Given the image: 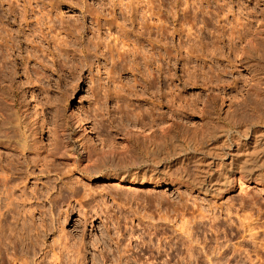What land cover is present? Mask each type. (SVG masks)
I'll return each instance as SVG.
<instances>
[{
	"label": "rangeland",
	"instance_id": "374dc122",
	"mask_svg": "<svg viewBox=\"0 0 264 264\" xmlns=\"http://www.w3.org/2000/svg\"><path fill=\"white\" fill-rule=\"evenodd\" d=\"M19 1L21 2L19 9L22 10L21 6L23 5L22 3L25 2V0ZM66 1H69L70 3H60L57 0H33L31 7L34 10L35 16L39 15L41 17L43 15L41 11L44 10L51 16L54 15L52 17H54V20H56V25H58V20L61 16L60 14L63 12L62 14L64 23L66 20H70V22L74 23L82 22L84 23V26L86 25L85 28L87 29L90 26L92 27V24L90 23V17L87 16L88 12L86 10V6L88 5L89 9L91 10L101 9L100 11L104 12V7H106L105 4H107L108 2V0H79V2L77 0ZM187 1L188 2L185 3L184 0H153L154 7L156 4L157 8H155L161 10L160 14L164 16L163 18L166 20V25L169 24L168 29L172 30V27L177 29L181 24H185L183 25V27H186V25H189L190 22L194 23L195 25L191 30L194 33L190 36L189 41H187V37L184 34H182L181 38H179L177 34H174L173 36H170L169 34L168 38L165 39L166 44L164 45V47L165 49L167 48V51H171V54H169L170 58L164 55L165 57L163 58L165 59L163 60L162 58L163 62L161 61V59L158 60V62L161 63V67L163 69L161 71L162 75L160 77V80L156 81L154 90H156V88L159 86L160 92L166 93V91L171 88L172 90L170 89L169 93H171L175 89L176 93L181 92L180 94L182 95V98H185L186 96L188 98H193L195 100V109L191 113L188 112L191 114L190 117L182 120L181 125L186 124L190 126L191 131H197L201 126V121L203 120L204 123H206L208 120L209 116L202 115V112L204 110H211V112L217 113L218 115H220L221 119L224 116H228L230 119L231 117H239L240 120L244 116L246 117L243 111L248 110L247 114L252 113V111L249 109L252 107L250 105L251 102H248L250 98L253 99L256 96L257 88L255 89V83L257 81V78L259 77V73L254 67V63L248 60L249 58H247V50L244 49V52L246 51L245 56L241 55V53L243 51L242 47L244 46L245 42L252 40L251 42L253 43H259V37L261 36L259 34H262L261 30H264V0ZM56 4L62 11L61 13H59L58 10L55 9V11H51V14V12H49V10L51 9L50 5H54V7L56 8ZM54 7L52 9H54ZM6 8L7 4L5 3L4 5L0 6L1 26V23L6 20V18L4 19ZM56 13L57 16L58 14L60 15L57 18L55 16ZM29 14L31 15L30 12ZM172 15L174 16L172 17ZM31 18L33 20V16H31ZM74 20L77 21L75 22ZM185 21H188L189 24ZM241 22L246 23L244 26L245 28L243 27L246 30V39L244 38L243 42H241V40L239 42L236 38L234 42H230V40L228 39V33L231 27H237V24ZM38 25L39 24H37L36 27H38ZM17 27L18 24L13 28ZM238 27L237 28L239 30L241 29V31L243 32L244 29H242L240 25ZM24 29L26 28L24 27ZM153 31L150 36L151 38H154L156 36L154 34L155 32L153 33ZM102 33H105V31H103ZM88 36H91V34H87V32H85L82 36L84 37L82 38V44H86V38ZM146 36H142V40L143 38H146ZM39 38L40 35L36 40L39 41L40 46L43 44L42 46H44V51L36 52V56H38L36 60L35 58H33V56L28 59L26 55L30 53L28 55L30 56L32 55V52L26 40L24 39V36L20 34V50L18 52H14L17 54V56H19L16 59L17 75L16 77H14L12 84L15 87L18 86L15 90H17L16 98L17 100H20L18 102L21 103V111L24 109L25 111L23 112H27L26 115L28 114L27 118L29 117V119L34 122V127H37L36 132L38 133H36L35 140L37 139L36 142L39 144L41 149L43 148L42 154L44 155V153H46L45 149L53 147L52 144L54 143L53 141L55 139L53 138V130L57 127V124H59V122H64V124H66L68 128H70L71 130H75L78 134L80 133V136L77 137V139L83 138L85 140H89L92 142V144H96V146L98 145V147H101V145H99L100 138L106 137L103 135L105 133V131H103L105 128L113 134L117 133V137L115 138L118 142L123 141L121 143H125L123 135L124 128L121 126L122 124L119 126V124L116 122L118 120V117L120 116L119 113L121 112H115V110H113L117 108V104H120L119 102L122 103L123 98H121L122 101H115L113 97H109L107 102L105 101L106 106H104L105 108H103L102 106V109L99 113L101 114L103 112V115L101 114L102 117L99 116L102 119L101 121L103 123V126L98 125L101 127H99L100 130L103 129L101 133H99V130H97V122L95 121L96 123H93L95 119H92V108L94 107L93 102H95L94 99H96L94 96L97 93L94 92L93 95L92 92L96 90L95 86L97 85L95 84L94 86L92 84L93 81H90L89 77L93 75V77L96 79L95 76H101L100 81L102 80L101 82H104V89L98 91L99 94L101 92L104 93L106 87L111 89L114 83L111 85V82L106 79L104 70L107 67L109 68L112 66V61H108V59L106 61L104 56H99L98 61L101 65V73H98L96 64L95 66H90V61H96L97 58L87 53L84 57L86 61H84L83 65L85 66L82 65L83 67L81 68V70L77 68L78 70L76 69L75 71L74 69H72L71 64L74 57L75 59H77V56H80L78 52L75 53L76 55H74L73 58H71L72 47L69 46L67 47L69 51L65 49L68 53H62L65 52V50L63 49L64 51H60L58 57L57 55H53L54 57L52 56V58L55 59H53V62L51 56H47V53L50 50L51 52L53 51V44L51 42H49L48 44L47 41L45 43V41L43 40L40 41ZM180 39L182 40V42H187V46H185V49H181V52L179 51L177 46ZM84 40L86 41L84 42ZM144 43L145 48L150 50V48H148V43L146 41H144ZM188 43L193 46L188 45ZM232 44L234 45L232 46ZM75 46L78 47L77 44ZM188 46L192 47V49L194 48L193 55L196 56H191L189 53V56H186L185 52L186 50H188ZM234 46H236L237 48V50L233 49V51L236 50V53L238 55L237 58H235L236 53L233 51L231 53L230 49H228L229 47L232 48ZM164 47H162L160 51H165ZM213 48H215V50ZM154 49L155 48H153V50ZM212 51L214 53H212ZM181 55L184 56L180 57ZM174 56L177 58L176 64H174ZM80 57H82V54ZM38 60L40 64L42 62L43 63L41 65L39 63L36 64V61ZM58 62H60L62 69L61 66L59 67L60 64ZM9 65L10 63L7 64V66ZM155 66H157V64H155ZM155 66L154 64L153 66L151 65V70L153 69V67L155 68ZM47 67L49 68L47 69ZM118 67L119 68L115 66V69L117 68V70H119L120 65ZM186 67L188 68V70ZM175 68L176 74L179 77L181 76L180 80L175 77H171V73L174 72ZM44 70L47 72H45ZM184 70L187 73L190 72V76L185 72L184 74ZM191 70H194L192 72L194 73V77L191 76ZM154 72H156V69ZM168 72L171 73L169 74ZM39 73H41V75ZM130 73L127 69L122 71L121 74L123 75V82L127 81V84H132L133 77L135 76L133 73H135V71ZM116 75L115 77L118 78V76ZM187 76L190 78L188 79ZM7 82L8 80L5 83L3 82V85L5 87L2 85L3 90L6 92L7 90H9L8 88L6 90V87H8ZM173 84L175 86L177 85L178 87H173ZM169 85L170 88H168ZM137 89H139V86H137ZM97 90H99V88ZM101 94L100 98L102 96ZM134 98L135 97H132L133 100L131 99V103L133 102L134 104L138 105L139 101H136ZM102 99H100V101H104ZM49 101H51V103ZM245 102L250 105L248 109L247 107H244ZM39 103L41 106L39 105ZM91 106L93 107L91 108ZM53 107H55L56 109ZM132 108L133 107H131V109ZM113 111L114 114H112V116L114 115V120L112 119L113 124L111 129L109 125V119H111L112 116L109 114H111ZM212 115L215 116L216 114L213 113ZM60 119H62V121ZM128 122V124L124 122L126 123L124 124V127H126L127 129H133L132 121ZM218 123L222 124L221 120ZM116 125H118L119 127H115ZM41 128H43L42 135L40 133ZM116 129L118 131L121 129L122 131L120 130L119 132H116ZM87 131H89L90 134L92 133V137H94V139L87 138ZM119 145L123 144L119 143ZM30 155H33V157L35 156L34 154ZM30 155H28V157H30ZM0 156V163L2 162L0 165H3L10 160H14L13 162H15L18 155L16 151L12 150L9 146H5V148L4 146H2L0 147ZM57 162L54 163L56 164ZM15 165L18 168V171L16 174L8 176V183H12L13 185L18 183V185L16 184L17 187L15 185L11 186H13V192L15 191L14 195L17 196V200L19 197L20 201L15 200L13 202V204H15L13 206L11 205V208L8 206V208H6L5 202L8 198H6L7 195L5 196L2 194L6 193L5 191H3L4 187L0 185V264H54L55 262V264H146L145 261L152 260V257H156L153 259V264H188L186 263L187 257L185 246H187V242L191 240L195 258L190 264H224L225 259H219L221 253L225 251V255L231 251V249L233 248V244L242 242L243 240H247V227L240 225L238 221V215L241 214L245 216L247 215L246 220H244L246 222L244 223L252 222V226H254V224H257V226L261 227L255 229L256 231H258L256 234L257 239L264 237V190H261L259 186L253 184L247 189V192L244 190H240L237 184L234 189L226 193L222 198L205 195L203 193H199L198 191L192 192L190 189H188V187L185 186L177 188L176 186L172 185H163L155 188L140 187L139 190L141 196L150 188L152 190L154 189L153 191H155L154 193L156 194L159 193L161 195L162 193L164 196L163 198L165 199H163L162 204L160 203V206L158 204L159 202L154 199L157 196L156 194V196H153L154 198H151L152 196L147 197V200L149 201L145 202L143 199H140V197H138V200L137 196L133 194V190L129 189V191H127L128 188L126 187H122L120 189L121 193H119V191L117 192V190H115L116 188L114 189V187H116V183L113 181H92L95 189H100V187L104 185V191L110 190L108 192H112V195L116 194V199H112V196L110 198L105 194L104 197L102 193V196L104 198H101V200H105L108 208L101 209V212H99L100 210H98L97 215L94 216V220H92L91 223V219H87V221H84L86 215L88 218L93 212V208L91 207V205L89 206L88 198L84 200L81 199V201H85L82 203L84 208L83 206L81 208L78 204V202L80 201L79 195H81L80 192H82V188L79 187V185L78 189L80 191L76 192L74 195L72 194V191H70V189H63V187L61 189V194L58 195L57 191L59 189H57V186L60 185V181H58L59 179L56 180L54 178V172L51 171V173L48 174L44 170L40 171L39 166L32 167L30 164L29 166H25V164L23 163L18 164L15 162ZM75 173L77 172H74V174ZM52 178H54L55 180H52ZM50 180L55 182L52 183V181ZM46 183H48V187H52L53 185L55 186L54 189L52 188L53 190H50L51 188H49L50 191L48 190V194L44 192V189H46L47 187ZM114 183L115 186H113ZM21 186H24V191H26L24 193H26V195L31 193L29 192L32 191L31 188H33V190L34 188L35 190L38 189L41 194L38 191L37 194L39 193L40 195H42L43 192V194L45 193L46 195H42V198L39 197V200H34L35 198L32 199L30 195H28V198H31V201L28 199L23 203V201L20 199L21 193L19 192L23 191V188ZM39 188L41 190H39ZM122 189L125 193H123ZM18 193L20 195H18ZM55 193L59 198L57 201H60V203L57 202L58 204L54 203V205L49 200L50 197L52 198L53 195H56ZM98 196L99 195L95 194L96 201L100 199ZM95 200L92 202L90 201L92 203V206L96 203ZM195 200L197 201L195 202ZM156 201L158 203H156ZM178 201L181 202V204ZM185 201L187 203L186 205H183ZM221 203L225 205L223 206ZM29 204L32 205H30L29 207ZM198 204L201 205L202 212L204 211L206 217L201 219L197 218L194 219L195 221L193 220L192 222H190L192 216L190 213L192 210L198 208ZM36 205H39L40 209L39 206L36 207ZM181 205H183L184 207H182ZM187 205H189V207L191 208H188V211L186 208ZM213 205L215 208L212 207ZM218 205L219 207H217ZM32 206L36 208L34 209L35 211L33 210V208L31 209ZM191 206L193 207V209ZM226 206L229 208H226ZM22 208H26V211ZM182 208H185L186 212ZM29 209H31L32 212L31 210L29 211ZM227 209H230V211ZM235 210L237 211V213L235 212ZM29 212L31 213L29 214ZM210 213L218 215V219L216 221L219 225L217 228L210 227L211 220L208 218ZM226 214L228 215V217ZM31 215L34 217H31ZM160 215H164V217L166 216L168 218V222L160 219ZM52 218L54 219V222L52 224L49 223V225L47 226L48 228L46 227L44 229L42 227H39V225L41 224V219L42 221H44V223H48ZM27 219L30 220L29 222L31 223H28ZM32 219L33 221H31ZM184 219L189 222L184 226H190L191 234H188L186 232L184 233V229H182L184 228V226L182 227L181 222ZM26 221L28 224L26 223ZM37 223L40 224L38 225ZM156 225L158 228L156 227ZM239 225L243 227H240ZM130 230H132V232L135 234H140V236L144 237L145 240H148L150 238H148V236H151L152 234L154 235L155 233L156 237H163L161 240L162 245L165 244L163 245L165 246V248H169V245H171V250H169L173 255L172 260H169V262L166 261L167 258L163 255V251H161L160 253H156L154 249L143 250L140 248V246L134 247L133 258L130 257L127 259L124 256L123 250L125 247L123 245L126 244V236H128V234L130 235ZM155 236H151V238H153V241L155 239V243H157ZM63 243L68 246V249H64V251L61 252L60 258H58L59 260L54 262L52 260L51 249L55 248V250L57 251L58 245L56 247V244L63 245ZM134 245L135 242L133 243V246ZM219 245L222 247H220ZM217 246H219L221 249H219ZM250 250L253 261L250 263L246 262L245 264H261L260 260H258L255 256V253H258L257 244L253 245L252 243V245L250 246Z\"/></svg>",
	"mask_w": 264,
	"mask_h": 264
},
{
	"label": "bare ground",
	"instance_id": "6f19581e",
	"mask_svg": "<svg viewBox=\"0 0 264 264\" xmlns=\"http://www.w3.org/2000/svg\"><path fill=\"white\" fill-rule=\"evenodd\" d=\"M32 1L33 0H25V2L22 3L23 5L21 6L22 10H20L19 6L21 5L20 4L21 2L19 0H0V6L4 5V3L7 4V8L5 9V15H4L5 16L4 19L6 18V20H4L1 23L2 26L0 25V147L4 146L5 148V146H9L12 150H15L18 155L15 162L18 164L23 163L25 164V166L26 165L29 166L30 164L32 167L39 166L40 171L44 170L48 174L51 173V171L54 172L55 174L54 178L56 180L59 179L58 181H60V185L57 186L58 187L57 189H59L57 191L58 195L61 194L62 187L63 189L64 188L70 189L73 195L76 192H79L80 190L78 188L81 187L82 188L81 190L82 192H80L81 195L77 194L80 196L79 197L80 201L78 202L79 206L82 208L83 206L82 203L85 202V201H81V199L84 200L88 198L89 206L91 205V207L93 208L92 210L93 212L91 211L92 214L91 215L89 214L90 216L88 218L86 215L84 221H87V219L89 220L91 219V223H92V220H94V216L97 215L98 210H100L99 212H101V209L108 208L107 207L108 205H106L105 200H101V198L103 199L106 195L109 196L110 198L112 196L113 199L116 196V194L112 195L111 194L112 192L111 193L108 192L110 191L108 189H106L108 191H104L105 190L104 185H102L100 189L98 188L99 190L97 188L95 189L93 186L94 184H92V181H113L116 183V187H114V189L116 188L115 190H117V192L119 191V193H121L120 189L122 187L124 188L126 187L128 188L127 191H129V189L133 190L132 191L133 194L136 195L137 198L140 197V199H143L145 202L149 201L147 200V197L152 196L151 198H154L153 196L157 195L154 199L159 202L158 203L156 201V203H158L160 206L163 203V199H165L163 198L164 196L162 193L161 195L159 193L156 194L154 193L155 191H153L154 189L152 190L150 188L147 191H145V193L142 192L143 195L141 196L139 190L140 187L155 188L163 185H167V186L172 185V186H176L177 188V187L185 186L188 187V189H190L192 192L198 191L199 193H203L205 195H209L212 197L216 196L219 198H222L226 193L234 189L237 184L240 190H244L246 192L247 189L252 184L259 186L261 190H264V30H261L262 34H259L261 35L259 37L260 38L259 43L258 44L253 43L251 42L252 40L245 42L244 46L242 47L243 51L241 53V55L245 56L246 51L244 52V49L247 50V55H248L247 58H249L248 60L254 63L253 65L259 73V77L257 78V81L255 83L256 84L255 89L257 88L256 96L253 99L250 98L249 102L247 101L248 103L251 102L250 105L252 107L249 108L250 105L247 104V102H245V106H244L245 108L247 107V109L249 108L252 111V113L250 112L251 114H247L248 110L243 111L246 117L244 116L240 120L239 117H231L230 119L228 116H224L221 119L220 115H218L215 112H211V110H204V111L202 110L203 111L202 115L209 116L207 122L204 123V121L202 120L200 128L197 131L196 130L191 131L190 126L186 124L181 125V122L182 120L187 119V117H190L191 115L190 113L194 111L195 100L191 97L188 98L187 96L185 98L184 97L182 98L181 97L182 95L180 94L181 92L176 93L175 89H174L175 91L173 90L171 93H169V90L171 89L170 85L168 87L170 89L166 91V93L165 92L161 93L159 86L156 88V90H154V88L156 86V81L160 80V77L162 75L161 71L163 69L161 67V63L158 62V60L161 59L162 61V58L165 56L170 58L169 54H171L170 53L171 51H167L166 50L167 48L165 49L164 47V45L166 44L165 39L168 38L169 34L170 36L177 34L179 38H181L182 34H184L187 37V41H189L190 36L194 33L193 31H191L195 26L194 23L190 22L189 24L188 21L187 22L185 21L186 23L189 24L186 25V27H183V25L185 24H181L179 25V28L176 29L172 27V30H170L168 29L169 24L166 25V20L163 18L164 16L160 14L161 10L156 9L157 8L156 4H155L156 8L154 7L153 0H108L107 4H105L106 7H104V12L100 11L101 9L91 10L89 9L88 5L86 6L87 7L86 10L88 12L87 16L90 17L91 20L90 23L92 24V27L90 26L87 29L85 28L86 25L84 26V23L82 22L77 23L76 22L77 20L76 21L74 20L76 22L74 23V22H70V20L68 19L69 21L66 20L64 23L63 14H62L63 12L61 13L62 10L60 9V7L57 4L56 5L59 8L57 6L55 8L54 5H50L51 9L49 10V12L55 11L56 9L58 10L59 13H61L60 14L61 16L58 14V16H60L59 20L57 19L59 23L58 25H56L55 23L56 20H54V17H52L54 15L51 16L49 13H46L45 10L41 11V13L43 14V15L41 14L42 15L41 17L39 15H37L39 17L35 16L34 10L31 7ZM57 1L60 3L69 2L66 0H57ZM77 1L79 2V0ZM184 2L187 3L188 1L184 0ZM53 7L54 9H52ZM29 12L31 13V15L29 14ZM174 15H172V17ZM31 16H33V20ZM55 16L56 18L58 17L57 13L55 14ZM17 24L18 27L13 28ZM37 24H39L38 27H36ZM245 24H246L245 22L244 23L241 22L238 23L237 25L238 26L240 25L242 29H244ZM23 26L26 29H24ZM237 27L236 26L231 27L228 33V39L230 40V42L232 41L234 42L236 38L238 39L239 42L240 40L241 42H243L244 38L246 39V34H245L246 30L244 29L242 32L241 29L239 30L238 29L239 27L238 28ZM103 31H105V33H102ZM152 31L153 33L155 32L154 34L156 35L154 38L150 37ZM85 32H87V34L90 33L91 36H88L86 38L87 39L86 44H82V38H84L82 36L84 35ZM20 34L24 36V39L26 40L32 52L31 53L32 55L28 56L30 53L26 55L28 59H30V57L33 56V58H35L36 60L38 57L36 56V52L44 51L43 49L44 46H42L43 44L40 46L39 41L36 40L37 37L40 35L39 38L40 41L43 40L45 41V43L47 41L48 44L49 42L53 44V51L51 52L50 50L47 53V56L50 55L51 58L53 55H57L58 57L59 52L60 51L62 52L63 49L69 51V49H67V47L69 46L72 47V52H73V53L71 52V56H72L71 58H73L74 55H76L75 53L77 52L80 56L82 54V57L77 56L78 57L77 59H75L74 57L72 60L71 67L75 71L77 68L81 70V68L85 66L83 65L84 61H86L84 57L86 56L87 53L97 58L96 61H92V62L90 61L91 63L90 66L92 65L95 66L96 64L98 73H101V65L98 61L99 56H104L106 61L107 59L108 61L110 60L112 61L111 63L112 66L109 68L105 67L106 69L104 70V73L106 79L111 82V85L113 83L114 85L111 89L106 87L107 90L105 89L106 91L104 90V93L101 92L104 94V96L103 94L100 93L103 97L101 96L100 98V94L98 93V91L104 89L103 87L104 82H101L102 80L100 81L101 76L100 75L99 77L95 76L96 77L95 79L93 75L92 76H90L91 74L89 75L90 81H93L92 84L94 86L95 84L97 85L95 86L96 90L95 91L92 90L93 95L94 92L95 93L97 92L94 96L96 98L94 99L95 102H93L94 107L91 106V108L93 107L92 119L93 118L95 119V120L93 119L94 120L93 123L96 121L97 123L96 122L95 123L97 126L98 125L103 126V123L101 121L102 119L100 118L102 117L101 114L103 112L101 114L99 113L102 109V106L103 108H105L104 107L106 106L105 101L107 102L109 97H113L115 101L116 100L122 101L121 98H123L124 102L123 101L122 103L119 102L120 103L119 105L117 104L118 101L116 103L117 104L116 109L118 110L116 109L113 110H115V112L116 111L121 112L119 113L120 116L118 117V120L116 122L119 124V126L122 124L121 126L124 128L123 135H124L125 143H121L123 141L118 142L115 138L117 137L116 136L117 133L114 132L115 134H113L110 131L106 130L105 128L104 130L103 129L102 130L105 131L103 135L106 137L100 138L99 145H101V147L100 146L98 147V145L96 146V144H92V142L89 140H85L83 138L77 139V137L80 136L79 135L80 133L78 134L75 130H71L70 128H68L66 124H64V122H59V124H57V127L53 130V138H55L53 141L54 143L52 144L53 147L49 149L48 148L45 149L46 153H44V155L42 154L43 148L41 149L39 144L36 142L37 139L35 140L36 133H38L36 132L37 127L35 128L33 125L34 122H32L29 119V117L27 118L28 116V114L26 115L27 112L26 113L23 112L25 111L24 109L21 111L20 108L21 103H19L18 101L20 100H17L16 98L17 90H15L17 89L16 87L18 86L15 87L12 84L14 77H16L17 75L16 59L19 56H17V54L14 52L15 51L18 52L20 50V43H21L19 39ZM144 34H146L147 36ZM142 36H146V38H143L142 40ZM85 41L86 40H84V42ZM144 41L148 43L149 45L148 48H150L151 51L145 48ZM186 43L187 42H182V40L180 39L178 45L176 44L180 52L181 49L183 48L185 49V46H187ZM76 44L78 45V47L75 46ZM234 44H232V46ZM188 45L190 44L188 43ZM162 47H164L165 51L164 50L160 51ZM153 48H155L156 50L154 49L155 50L154 51ZM193 49L192 47L188 46V50H186L185 52L186 56L187 55L189 56V54L192 56L194 54ZM213 49L215 50V48ZM228 49H230L231 53L233 49L237 50L236 46L232 48L229 47ZM66 50L65 52L62 53H68L66 52ZM236 50L233 52L236 53ZM212 53L214 52L212 51ZM183 56L184 55H181L180 57ZM235 56H236L235 58H237L238 56L237 53L235 54ZM53 59L54 58H52V60ZM164 59L165 58H163V60ZM176 62H177V58L175 57L174 64H176ZM8 63H10L9 66H7ZM37 63L40 64L39 60L36 61V64ZM58 63L60 64V62ZM153 64L154 66L155 64H157L155 68L153 67L154 71L156 69V72H154L153 69L151 70L150 68L151 65L153 66ZM119 65H120V69L117 70V68H119L118 67ZM60 66L61 64L59 65V67ZM115 66H117L116 69ZM48 68L49 67H47V69ZM125 69H127L129 73L135 71V73H133L135 75L133 77V81L130 79L132 81V84L131 83L127 84L126 83L127 81L123 82L122 79L123 75L121 73ZM193 71L191 70L192 77H194L193 76L194 73H192ZM184 72L185 70L183 71V73ZM39 74L41 75V73ZM187 74L189 75L190 72ZM115 75L118 76V78L115 77ZM171 77L172 78L175 77L179 80L181 79V76L179 77L176 74V68L174 72L171 73ZM189 78L190 77H188V79ZM7 80H8L7 82L8 87H6V90L7 88L9 90H7L6 92L3 90V86H4L3 82L5 83ZM137 86H139V89H137ZM173 87H178V86L174 85ZM98 88L99 90H97ZM132 97H135L134 99L136 101H139V103L137 102L138 105L134 104L133 102L131 103ZM99 98L100 99L104 98L102 99L104 101H100ZM141 101L143 102V104ZM49 102L51 103V101ZM130 106L133 108L131 109ZM213 113L216 115L215 116L212 115ZM112 114H114V111L109 115L112 116ZM112 117L111 119H109V125L111 129L113 124L112 119L114 120V117L113 118ZM62 119L60 120L62 121ZM220 120L222 124L218 123ZM128 121H132L133 129L130 128L127 129L126 127H124V124H126ZM119 126L116 125L115 127H119ZM99 127L100 126H98L97 130H99V133H101L102 130H100ZM117 129L115 130L116 132L118 131ZM40 133L42 135L43 128L40 129ZM86 136L88 139L89 138L94 139V137H92V133L90 134L89 131L86 132ZM119 143L123 145H119ZM30 154H34L35 156L33 157V155L31 156ZM28 155H30V157H28ZM55 160H57L58 162ZM13 161L14 160H10L6 164L4 163L3 165H0V185L4 187L3 191H5L6 194L2 193L3 191L1 193L5 196L7 195L6 198H8L7 201L5 202L6 208L10 207L11 205L13 206L15 204V203L13 204V202L17 200V196L14 195L15 191L13 192V186L14 185L16 186V184L18 185V183L14 185L12 183L10 184L8 183V176L16 174L18 171V168L16 167L15 162ZM54 162L57 163L55 164ZM74 172L77 173L74 174ZM54 178H52V180H55ZM54 182L52 181V183ZM115 183L113 186H115ZM46 184H47L46 187L47 190L44 189L45 193L49 192L50 190H53L55 187L53 184H50L53 185L52 187L50 186L48 187V183ZM21 187L23 188L24 186ZM49 188L51 189L49 190ZM31 189L32 191H29L31 193L28 194L27 192V194L30 195L32 199L35 198L34 200L36 199L39 200V197H41L42 195L44 196L45 194V193L43 194L42 192V195H40L41 193L38 191V189L36 190L35 188L34 190L33 188ZM22 190L23 191H19L21 195L19 193L18 195H20L21 197L20 199L24 203V201H27L29 199L28 198L29 196L26 195V193H24L26 192L24 191V188ZM39 190L41 189L39 188ZM37 191L40 194L39 193L37 194ZM102 193L103 195L105 194L104 197L102 196ZM123 193H125L124 190ZM57 194L53 195L52 198L50 197L49 201H51L52 204L54 203L56 204L58 202L57 200L59 198ZM95 194L99 195L98 197L100 198L97 201L95 200ZM31 198L29 199L30 201ZM94 200L96 201V203L92 206L91 202ZM196 201L197 200H195V202ZM58 203H60V201ZM179 203L181 204V202ZM186 203L187 202L185 201L183 205H186ZM30 205L32 204H29V207ZM183 205L181 206L184 207ZM38 206L36 205V207ZM187 206L186 208L188 211L189 210L188 208L190 207L189 205ZM212 207L215 208L214 205ZM217 207H219V205ZM32 208L33 210L36 209L33 206L31 207V209ZM226 208L229 207L226 206ZM22 209H25L26 211V208H22ZM31 209H29V211ZM183 210H185V208ZM227 210L230 211V209ZM31 212H29V214ZM235 212L237 213L236 210ZM226 213H230V212H226ZM190 214L192 215L190 222H192L194 219L197 218L201 219L206 217L204 211L202 212V208L200 204H198V208L192 210ZM241 215H238V221L240 225L247 227V231H248L247 240H243L242 242H237L236 244H233V248L231 249V251L225 255H224L225 251H223L219 259H225L224 264H245L246 262L250 263L253 261V258L250 254L251 252L250 246L253 243V245L257 244V248H258L257 250L258 253L257 254L255 253V256L257 257L258 260H260L261 264H264V239H263L264 237L257 239L256 234L258 231L255 230L261 227L257 226V224L256 225L254 224V226H252L251 225L252 222L244 223L246 222L244 220H246L247 215L246 216L245 215L241 216ZM217 216L218 215L216 214H211V213L209 214L208 218L211 220V224H210L211 228L218 227L219 224L216 221L218 219ZM31 217L34 216L31 215ZM159 218L165 221H167L168 219L166 216L164 217V215L163 216L160 215ZM27 221L28 223H31L29 222L30 220L27 219ZM31 221H33V219ZM41 221H40L41 224L39 223L40 225L38 223L37 224L39 225L40 228L42 227L45 229L49 225V223L52 224L54 222V219L53 218L50 219L48 223H44V221L42 222ZM181 223L183 227L185 224H188L189 222H187L184 219L182 220ZM182 229H184V233L185 232L188 234L190 233V226L189 227L188 225L184 226V228ZM130 232H131L130 235L128 234V236H126L127 237L125 241L126 244L123 245L125 248L122 247L124 248L123 250L124 256L127 259L130 257L133 258L134 247L140 246V248L143 250L154 249L156 253H160L161 251H163L162 252L163 255L167 258L166 261L169 262V260H172L173 255L172 253H170L171 245H169L172 242L168 244L169 248H165V246H163L165 244L162 245L161 242L163 237L162 238L161 236L160 238L156 237L155 236L156 233L154 235L151 233L152 234L151 236L156 237L157 243H155V239L153 241V238H151V236H148V238L149 237L150 238L148 240H145L144 237L140 236V234H135L132 232V230H130ZM134 242L135 245L133 246ZM187 244L188 245L185 246L186 247L185 252L187 257L186 263L190 264L191 262H193L192 260L195 258L193 252L194 249L192 247V240L187 242ZM219 246L217 247L221 249L220 247L222 246L220 247ZM56 247L58 248L57 251L55 250V248H52L51 249L52 253L50 252L52 255V260L54 262L59 260L58 258H60L61 252L64 251V249H68V246H66L65 243H63V245L56 244ZM152 258L154 259L156 257H152ZM153 259L149 261L146 260L145 261L146 264H153L154 262Z\"/></svg>",
	"mask_w": 264,
	"mask_h": 264
}]
</instances>
